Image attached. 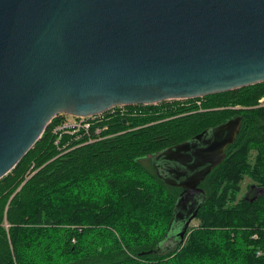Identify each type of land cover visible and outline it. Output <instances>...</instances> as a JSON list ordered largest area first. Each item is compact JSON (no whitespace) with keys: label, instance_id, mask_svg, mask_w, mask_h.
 Listing matches in <instances>:
<instances>
[{"label":"trees","instance_id":"trees-1","mask_svg":"<svg viewBox=\"0 0 264 264\" xmlns=\"http://www.w3.org/2000/svg\"><path fill=\"white\" fill-rule=\"evenodd\" d=\"M262 97L264 82L124 106L123 114L104 113L110 117L98 124L106 126L98 139H58L54 116L0 178V264H264ZM233 117H240L239 132L200 183L206 198L197 223L182 243L162 248L175 233L181 189L161 181L145 157ZM245 177L252 186L238 197ZM253 187L261 191L253 195Z\"/></svg>","mask_w":264,"mask_h":264},{"label":"water","instance_id":"water-1","mask_svg":"<svg viewBox=\"0 0 264 264\" xmlns=\"http://www.w3.org/2000/svg\"><path fill=\"white\" fill-rule=\"evenodd\" d=\"M260 82L264 0H0V178L58 113L95 115ZM240 122L213 127L208 145L193 151V166L207 165L177 184L175 232L177 213L187 214L176 245Z\"/></svg>","mask_w":264,"mask_h":264},{"label":"flooded vegetation","instance_id":"flooded-vegetation-1","mask_svg":"<svg viewBox=\"0 0 264 264\" xmlns=\"http://www.w3.org/2000/svg\"><path fill=\"white\" fill-rule=\"evenodd\" d=\"M208 129V132H205L200 139H189L188 144L186 146H181L180 148H175L179 144H175L173 146L166 147L152 155H147L145 157V161L149 162L158 176V178L163 182H169L170 185L176 186L182 190L180 186L177 184L185 181L189 178L193 173L205 167L207 164L204 163L200 166L194 167L193 163L195 161V157L193 155V151L197 148H204L211 141V133ZM186 142V141H185ZM182 144V143H181ZM212 171V170H211ZM208 175V174H207ZM204 177L202 181H204L207 177ZM201 181V182H202ZM200 187V185H199ZM180 190V192H181ZM198 198L193 199V203H195ZM185 210H179L176 217V225L177 231L168 236L163 242L168 245V243L172 241L178 242V231L184 225L186 221L187 212H183ZM196 217L191 219L187 224V229L190 226V222H192ZM192 225V224H191Z\"/></svg>","mask_w":264,"mask_h":264},{"label":"built area","instance_id":"built-area-1","mask_svg":"<svg viewBox=\"0 0 264 264\" xmlns=\"http://www.w3.org/2000/svg\"><path fill=\"white\" fill-rule=\"evenodd\" d=\"M195 99V98H193ZM181 100V99H180ZM188 100V99H185ZM264 101V97L258 100L259 103ZM199 103V102H197ZM110 116L116 115L118 113H124V105H116L109 108L107 111ZM99 113L95 115H86V116H75L66 113H58L60 120L53 127V133L58 134V139L62 133L74 135V138L77 139L82 135L87 136L90 139H98L101 137V131L106 128V126L100 127L98 124L106 120L104 113ZM94 126L93 134L90 132L91 127ZM83 130L84 134H81Z\"/></svg>","mask_w":264,"mask_h":264},{"label":"rangeland","instance_id":"rangeland-1","mask_svg":"<svg viewBox=\"0 0 264 264\" xmlns=\"http://www.w3.org/2000/svg\"><path fill=\"white\" fill-rule=\"evenodd\" d=\"M163 102H183V101L182 100H177V101H175V100H167V101H163ZM262 104H264V101L262 103L258 102V105H262ZM232 108H239V106H233ZM253 154L254 153L252 151V153L250 154L251 158H252ZM252 183H253L252 180H250L248 177H245L243 179V181L241 182V189H240V192L238 194V197L247 195L248 192L250 191V185ZM252 191H253V195H255V194L259 193L261 190L259 188L253 187ZM196 223H197V220L194 219L192 222H190V226H191V224L194 225ZM175 245H176V241H172V242L168 243V245L166 243L163 244L164 247H168L169 249L174 247Z\"/></svg>","mask_w":264,"mask_h":264}]
</instances>
